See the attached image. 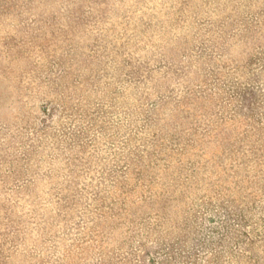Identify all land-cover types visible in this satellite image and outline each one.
Instances as JSON below:
<instances>
[{
  "label": "rangeland",
  "instance_id": "1",
  "mask_svg": "<svg viewBox=\"0 0 264 264\" xmlns=\"http://www.w3.org/2000/svg\"><path fill=\"white\" fill-rule=\"evenodd\" d=\"M0 264H264V0H0Z\"/></svg>",
  "mask_w": 264,
  "mask_h": 264
}]
</instances>
